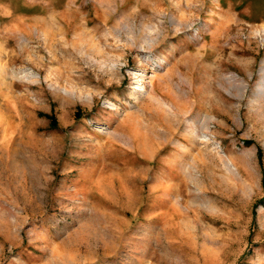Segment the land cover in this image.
<instances>
[{
    "label": "rangeland",
    "instance_id": "374dc122",
    "mask_svg": "<svg viewBox=\"0 0 264 264\" xmlns=\"http://www.w3.org/2000/svg\"><path fill=\"white\" fill-rule=\"evenodd\" d=\"M263 62L264 0H0V264H264Z\"/></svg>",
    "mask_w": 264,
    "mask_h": 264
},
{
    "label": "bare ground",
    "instance_id": "6f19581e",
    "mask_svg": "<svg viewBox=\"0 0 264 264\" xmlns=\"http://www.w3.org/2000/svg\"><path fill=\"white\" fill-rule=\"evenodd\" d=\"M259 72H260V75H261L260 77L262 78V80L257 85V88H258V92H257L258 94L257 95L259 97L260 96L264 97V62H263V65L260 67ZM25 77L32 78V80L36 79L34 74L31 72H29ZM232 82H234V83L230 86L231 90H232V88H234V89L236 88L238 90L239 94H241L244 91V88L246 87V84L244 83V81L240 80L237 82V79H234L232 77ZM230 93H231V91H230ZM210 117L211 116L205 117L204 122L201 124V128L206 129L207 131L208 130L210 131V127H209ZM221 161H222V163H224L222 157H221Z\"/></svg>",
    "mask_w": 264,
    "mask_h": 264
}]
</instances>
